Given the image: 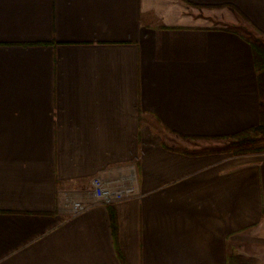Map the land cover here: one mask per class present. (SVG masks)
Masks as SVG:
<instances>
[{"label":"crops","instance_id":"1","mask_svg":"<svg viewBox=\"0 0 264 264\" xmlns=\"http://www.w3.org/2000/svg\"><path fill=\"white\" fill-rule=\"evenodd\" d=\"M248 26L264 0H0V264L264 263V151L208 142L260 121Z\"/></svg>","mask_w":264,"mask_h":264},{"label":"trees","instance_id":"2","mask_svg":"<svg viewBox=\"0 0 264 264\" xmlns=\"http://www.w3.org/2000/svg\"><path fill=\"white\" fill-rule=\"evenodd\" d=\"M252 47L254 53V63L257 70L259 92L261 97L260 104V121L257 125H253L242 129L234 134L220 136L232 140L231 145L235 154H243L250 152L264 151V144L259 143L264 138V39H253ZM228 149V148H227ZM112 230L115 239L117 238L118 224L115 214H112ZM258 258L255 256H246L240 253H231L228 255V264H256ZM123 264H128L122 257Z\"/></svg>","mask_w":264,"mask_h":264},{"label":"built area","instance_id":"3","mask_svg":"<svg viewBox=\"0 0 264 264\" xmlns=\"http://www.w3.org/2000/svg\"><path fill=\"white\" fill-rule=\"evenodd\" d=\"M134 180V174L116 181H107L95 175L90 181L89 199L75 197L65 190L62 194L61 205L68 216H73L95 204H115L136 194Z\"/></svg>","mask_w":264,"mask_h":264},{"label":"rangeland","instance_id":"4","mask_svg":"<svg viewBox=\"0 0 264 264\" xmlns=\"http://www.w3.org/2000/svg\"><path fill=\"white\" fill-rule=\"evenodd\" d=\"M249 28L250 29H248V34H250V36H252L253 39H257V38H260L261 39L262 38V37H260L258 35L257 32L252 31L253 29L251 27H249ZM188 141L190 143H196L197 140H196V138H188ZM208 142H212V143H215V144H220V146L223 147L222 148L223 150L225 149L226 151L233 152V147L231 145L232 140L229 139V138L218 137V138H215V139H208ZM260 142H262L264 144V138H261V140L259 141V143ZM257 261L258 262L256 264H260V260H257ZM262 264H264V263H262Z\"/></svg>","mask_w":264,"mask_h":264}]
</instances>
